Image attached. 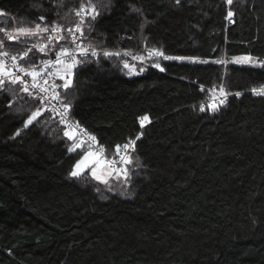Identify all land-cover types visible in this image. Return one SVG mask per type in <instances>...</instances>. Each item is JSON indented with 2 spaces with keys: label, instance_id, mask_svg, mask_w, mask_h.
I'll return each mask as SVG.
<instances>
[{
  "label": "trees",
  "instance_id": "16d2710c",
  "mask_svg": "<svg viewBox=\"0 0 264 264\" xmlns=\"http://www.w3.org/2000/svg\"><path fill=\"white\" fill-rule=\"evenodd\" d=\"M0 10L9 27L58 19L50 0H0ZM91 23L86 35L102 48L155 46L209 62L161 57L164 71L152 63L130 73L101 55L74 70L75 86L60 92L72 100L70 118L109 155L140 136L139 166L111 191L90 174L70 177L83 152L68 151L58 116L43 111L25 128L40 102L19 85H7L16 97L0 91V264H264V96L250 92L264 85V68L230 62L264 60V0H112ZM32 42L5 40L13 54ZM42 58L34 50L21 63ZM221 58L229 62H213ZM221 84L232 94L201 112Z\"/></svg>",
  "mask_w": 264,
  "mask_h": 264
},
{
  "label": "snow or ice",
  "instance_id": "6c2138e0",
  "mask_svg": "<svg viewBox=\"0 0 264 264\" xmlns=\"http://www.w3.org/2000/svg\"><path fill=\"white\" fill-rule=\"evenodd\" d=\"M50 2L57 9L56 16L58 17L50 24L45 22V16H39V22L25 23L23 19L16 20L11 27L6 26L0 20V33L3 34V38L0 39V91L10 92L13 97H16L18 95L16 89H10L7 85H19V92L26 93L32 99L40 102V105L31 112L25 121V128L37 121L43 111L51 113L52 118L59 117V124L64 126V137L72 141L68 151L71 153L80 149L83 152L80 159L74 163L69 173L70 177L80 178L90 174L93 180L103 184L109 191L113 190L114 184L126 187L131 181L133 170L139 166L133 153H135L136 140L140 136L128 139L123 145L117 144L115 152L109 155L105 147L98 143L95 135L89 133L79 121L70 118L72 100L68 99L67 95L62 96L57 89L67 92L73 88L75 86L74 70L90 62V58L98 59L101 55L104 58H121L123 68L128 69L130 73L136 72V64L129 63V60L123 59V57H130L132 61H138L141 65L146 60H155L161 57L165 60H189L192 63L206 64L209 61L200 60L197 57L168 56L161 48L155 46H147L139 53L132 49L113 51L102 48L100 45L94 44L86 33L90 34L93 31L92 21H95L105 10H110L112 0H86V3L81 2L79 8H65L66 0H50ZM173 2L175 5L181 4V0H173ZM233 2L234 0H226L229 6ZM34 7H42V5H34ZM131 11L143 16V10L134 5L131 7ZM5 15L0 10V17ZM234 15V11L230 9L226 19L234 22ZM69 17L74 19H69ZM61 21H66V23H61ZM148 23L151 22L146 20L141 22V31ZM5 40L18 43H26L28 40L33 42L30 46L13 54L7 50ZM144 40L146 43L147 37ZM62 41L64 43H61ZM34 50L49 58L41 59L39 63H30L28 66L21 64L20 61L26 60L29 53ZM53 56L54 58H52ZM213 62L225 64L229 61L221 58ZM230 62L264 68V60H258L251 56L232 57ZM153 66L164 71L158 62ZM139 71L143 72L144 68L140 67ZM56 80L63 83L57 84ZM209 91L216 93L212 96L213 102L208 105L213 111L218 110L219 106L225 103L228 95L232 94L226 91L223 84L218 86V93L216 85H213ZM251 93L256 96H264V85L253 87ZM241 94L240 92L235 93L236 96ZM20 98L23 99V97ZM52 101L57 103L54 104ZM200 111H205L203 103L200 105ZM139 120L140 127L143 128L148 117L141 116ZM16 135H19V131Z\"/></svg>",
  "mask_w": 264,
  "mask_h": 264
},
{
  "label": "built area",
  "instance_id": "2783aa9c",
  "mask_svg": "<svg viewBox=\"0 0 264 264\" xmlns=\"http://www.w3.org/2000/svg\"><path fill=\"white\" fill-rule=\"evenodd\" d=\"M80 6V5H79ZM79 8V7H78ZM31 45V44H30ZM29 45V46H30ZM31 53H29V55H30ZM29 57V56H28ZM27 57V58H28ZM26 58V59H27ZM47 58H49V57H47ZM52 58H54V56L52 57ZM42 59H46V58H42ZM41 59H39V60H37L36 62H33V63H39V61H40ZM22 61H25V60H22ZM22 61H20V63L22 62ZM9 63H10V61H9ZM22 64V63H21ZM30 64V63H29ZM25 66H28V65H25ZM27 79H30V78H27ZM50 83H51V81H50ZM56 83L57 84H61V83H63L62 81H60V80H56ZM57 91H59V92H61V91H63V89H57ZM250 92H251V90H250ZM217 93H218V89H217ZM216 93H212V92H210L209 91V94L207 95V97H206V99L204 100V101H202L201 103H203L205 106H208L210 103H212L213 101H212V96L213 95H215ZM52 103H57L56 101H52ZM201 103H200V105H201ZM136 138V137H135ZM135 138H133V139H135ZM124 144V143H123ZM123 144H121V145H123Z\"/></svg>",
  "mask_w": 264,
  "mask_h": 264
},
{
  "label": "rangeland",
  "instance_id": "374dc122",
  "mask_svg": "<svg viewBox=\"0 0 264 264\" xmlns=\"http://www.w3.org/2000/svg\"><path fill=\"white\" fill-rule=\"evenodd\" d=\"M82 2H83V0H81ZM114 51V50H113ZM242 56H246V55H242ZM238 57H241V56H238ZM131 59V58H130ZM129 59V60H130ZM130 61H132V60H130ZM154 61L155 60H146L142 65L144 66V65H146V64H152V63H154ZM136 65H141L140 64V62H138V61H133ZM133 63V64H134ZM83 155V154H82ZM81 157V156H80ZM80 159V158H79Z\"/></svg>",
  "mask_w": 264,
  "mask_h": 264
}]
</instances>
